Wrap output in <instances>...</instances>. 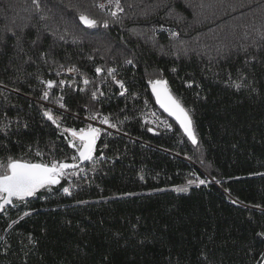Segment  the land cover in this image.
<instances>
[{"label":"trees","instance_id":"1","mask_svg":"<svg viewBox=\"0 0 264 264\" xmlns=\"http://www.w3.org/2000/svg\"><path fill=\"white\" fill-rule=\"evenodd\" d=\"M77 2L47 0L50 19L39 21L31 0H0V122H12L10 135L0 134V159L11 155L35 162L73 154L43 115L48 108L63 113L62 127L86 126L81 117L88 109L129 119L116 134L102 133L97 155L103 150V160L83 165L86 177L62 179L51 192L42 189L29 198L27 208L0 214V236L11 245L7 253L0 251V264H254L264 252V239L257 236L264 231V208L251 207L264 206V177L250 175L264 172V39L259 35L264 0H225L224 6L218 0H121L125 11L118 20L92 8L110 27L89 30L73 25L74 13L65 7ZM45 23L60 33L68 27L67 43L54 42L43 30ZM161 24L164 30L153 34L151 29ZM168 29L178 38L171 39ZM74 36L79 37L75 43ZM45 51L57 64L78 71L74 76L49 72L50 66L61 69L44 63L40 53ZM246 54L256 60L245 65ZM28 56L35 63L24 64ZM128 57L135 63L124 64ZM97 66L105 72L97 74ZM108 67L117 68L119 79L126 81L124 96L110 78L101 83ZM160 69L173 94L193 110L198 145L174 122L171 131H149L142 123L144 101L154 104L147 80ZM238 69L250 85L240 91L225 83L228 72L238 77ZM81 74L92 81L85 91L78 90L85 87ZM37 76L67 83L42 100L45 86ZM96 87L104 95L93 101ZM58 92L71 114L53 103ZM37 150L43 155L37 156ZM192 173L212 182L175 191L194 178ZM69 184L77 187L63 194ZM28 209L35 211L5 231ZM29 233L37 240L35 247L28 243Z\"/></svg>","mask_w":264,"mask_h":264},{"label":"snow or ice","instance_id":"2","mask_svg":"<svg viewBox=\"0 0 264 264\" xmlns=\"http://www.w3.org/2000/svg\"><path fill=\"white\" fill-rule=\"evenodd\" d=\"M218 3L221 6L225 5V0H218ZM31 4L33 7V12L39 21H47L50 17L46 14L50 12L51 9L47 8V0H31ZM66 8L72 10L75 16V20L73 21V25L76 22L79 23L83 27L84 30L96 29L98 27H103L105 29L110 27L109 20L104 19L100 20L92 14L91 9L97 8L102 11H107V14L112 17L113 20H118L120 13L125 11L124 6L122 5L121 0H90V3H86L85 0H78L77 3L72 4L69 3L65 5ZM201 7H204L201 4ZM228 8H231L232 11H235V7L231 4L227 5ZM227 14V13H225ZM147 17L148 13L144 14ZM171 16V12L169 13ZM63 19V15L61 16ZM67 23V21L65 22ZM35 27V25H33ZM43 30L51 35L54 42H64L67 43L66 36H68L69 29L68 27L64 28L63 33H60L58 29L53 30L49 29L48 25L45 23L42 25ZM164 25L161 24L158 27L154 26L151 31L153 34L158 30H163ZM8 31L12 32V29H8ZM170 32V38L176 39L179 34L172 29H168ZM38 36L37 40L40 39V29L37 28ZM133 35H141V33H137L135 30H131ZM15 35V32H13ZM259 35L262 39H264V30H259ZM79 39L78 36H74L73 43H75ZM37 40L32 41V45L35 46L37 44ZM184 42L181 41V44ZM155 44V42H154ZM176 45H173L175 48ZM160 50L163 52V45H160ZM20 51L23 52L24 49L20 48ZM244 52L247 53V49H244ZM185 54H187V49H185ZM40 58L44 61V63L56 65L59 69L63 70L64 65L57 64L54 59H51L48 53L41 52ZM92 57H89L91 59ZM255 56L245 55V65H248L252 61H255ZM24 64L35 63L31 56H28L26 60L23 62ZM135 61L131 57H128L124 60V64L132 65ZM49 72H54L56 76H60V71H55L51 66L49 67ZM68 72H77L78 69L76 66H71L67 68ZM158 75L149 76L147 83L151 88L152 94L155 96L156 103L166 112L169 116L174 117L175 121L179 124L180 129L183 130V134L191 141L193 145H198V135L194 126V121L192 117V109L185 106L183 99L173 94L171 88L169 87V82L166 78L163 77V70H157ZM172 72L176 71V68L171 69ZM239 75L237 78H233L232 73H227V80L225 83L234 88L236 91H240L243 88L250 87L249 84L245 83L247 79V74L242 70H237ZM95 72L97 74H101L105 72L100 66L95 68ZM31 75V73H29ZM82 75V74H81ZM119 75L118 69L113 67H108L106 69V75L101 83H107L108 79L114 82L119 86L120 95L124 96L128 93L129 89L126 87V81L123 79H118ZM147 75V70H146ZM37 79L40 81L42 85H44V90L42 92L41 99L49 100L50 92L53 88L59 87L63 89L66 85V81L64 79H60L59 81L48 79L44 80L42 76H37ZM82 82L85 86L84 88H79V91H85L86 87L92 83L86 76L82 75ZM188 87H192V82H186ZM0 85H4V81L0 80ZM19 91V89H16ZM252 91H256L255 88ZM104 93L101 91L99 87H96L91 92V98L93 101H98L100 96H103ZM134 97H138V93H133ZM64 96L60 95L53 100V103L58 105V109L65 110L71 114V110L67 109L66 104L64 103ZM145 106H147V100L144 101ZM87 108V106H84ZM123 111V110H121ZM87 120L89 123L84 127L75 128V127H62L63 123V113L60 115H56L53 112L52 108H48L44 111L43 115L47 118V120L51 121L53 125L56 126L57 129L60 130L61 136L67 141L68 146L73 150V154L70 157H66L65 159L57 160L51 159L49 161H31L21 158H14L11 155L7 156L5 159H0V214L7 215V210L9 208L19 210L21 207L27 208L29 203V198L35 197L40 190H47L49 192L52 191L53 186L60 185L61 180L65 178L71 177H81L82 175L86 177L87 169L83 167L85 162H89L91 164H95L97 162H101L104 157L103 150L100 151L99 155H97V141L100 139L102 133L106 136H111L112 133L108 131V129H117L120 130L118 125H122L124 120L129 119L127 116L124 117V120H119L117 117L115 120L113 119V114H103L99 109H88ZM6 115V114H5ZM145 115V119L147 122V115ZM150 115L155 118L156 113L151 112ZM92 122H97V124H93ZM165 126L169 129L172 128V125L167 122V120L163 121ZM104 125L107 128L103 127ZM26 127V125H25ZM12 129V122L10 120H6L4 122H0V134H3L5 138H7ZM149 131H153L152 128L148 129ZM104 147H107V144H104ZM37 156H42L39 150L36 151ZM70 161V162H69ZM194 178L188 179L187 184L183 187L177 186L175 191L177 192H187L189 190V186L195 185L199 187L201 185H206L211 183L207 176L205 178H200L196 173L191 174ZM250 175H259L264 177V172L251 173ZM140 179L143 180L144 176H140ZM215 183L219 184L220 181L216 180L215 177L212 178ZM73 187H77V185L69 184V186L62 187L63 194L71 195V189ZM226 192L229 190L225 189ZM80 203H83L81 201ZM233 204L238 203L237 200L232 201ZM245 207H249L245 205ZM252 208L262 209L264 206L260 204L252 205ZM34 209H28L23 211L21 214H18L15 219H11L7 224V228L5 231H9L15 228L21 221L25 218L30 217ZM135 227V226H134ZM118 238H120V234H116ZM257 236L264 239V231L258 232ZM28 243L33 247L36 246L37 240L36 238L29 233L27 236ZM140 244H143L144 240L137 241ZM0 243H2L3 247L0 249L3 253H7L11 245L8 240L4 236H0ZM128 241L125 240V244ZM201 256L207 260V255L205 253H201ZM107 260V257H105ZM254 264H264V252L259 254V259L254 262Z\"/></svg>","mask_w":264,"mask_h":264},{"label":"built area","instance_id":"3","mask_svg":"<svg viewBox=\"0 0 264 264\" xmlns=\"http://www.w3.org/2000/svg\"><path fill=\"white\" fill-rule=\"evenodd\" d=\"M100 10V9H99ZM101 12L107 14V11H102ZM121 14V13H120ZM109 16V15H108ZM164 30V29H163ZM71 67V66H68ZM68 67H64L63 70H61V73H63L62 75H66V76H74L75 72H68L67 68ZM117 78L119 79V77L117 76ZM54 80V79H53ZM65 80V79H64ZM118 86V85H117ZM119 87V86H118ZM58 95H60V93H57ZM147 106L144 105L142 111H141V121L143 124L148 125L150 128H153L154 130H158V131H171L173 128V123L170 119H168L156 106L155 104H152L151 102L147 101ZM51 107V106H50ZM54 108V106H53ZM56 108V107H55ZM151 112H155L156 113V117L153 118L150 113ZM142 113L144 114H148L147 115V122L145 119V115H142ZM87 116L88 115H84L81 117V119L87 124L89 123V121L87 120ZM167 120L168 123H170L172 125V128L169 129L165 126V124L163 123V121ZM93 124H97V122H92ZM97 126H99L97 124ZM103 127L107 128L106 125H104ZM108 131H110L112 134H116L117 132L115 131V129H108Z\"/></svg>","mask_w":264,"mask_h":264},{"label":"water","instance_id":"4","mask_svg":"<svg viewBox=\"0 0 264 264\" xmlns=\"http://www.w3.org/2000/svg\"><path fill=\"white\" fill-rule=\"evenodd\" d=\"M149 93H150V95H151V97H152V100H153V102H154V104H155V106L168 118V119H170L172 122H174L175 124H176V126L180 129V127H179V124L175 121V119H174V117H171V116H169L166 112H164V110L159 106V104H157L156 103V100H155V96L152 94V92H151V88H150V86H149ZM153 129V128H152ZM181 131H182V133H183V130L182 129H180ZM153 131H154V129H153ZM184 135V134H183ZM185 136V135H184ZM186 137V136H185ZM187 138V137H186ZM188 139V138H187ZM190 141V140H189ZM191 142V141H190ZM180 157V156H179ZM181 158V157H180ZM183 159H185L184 157H182ZM186 160V159H185ZM87 162H85V164H86ZM84 164V165H85Z\"/></svg>","mask_w":264,"mask_h":264}]
</instances>
